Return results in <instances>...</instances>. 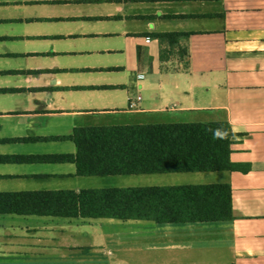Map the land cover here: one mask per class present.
Segmentation results:
<instances>
[{"label":"crops","instance_id":"crops-1","mask_svg":"<svg viewBox=\"0 0 264 264\" xmlns=\"http://www.w3.org/2000/svg\"><path fill=\"white\" fill-rule=\"evenodd\" d=\"M218 122L231 170L82 176L55 159L76 128ZM219 184L231 220L0 213V264H264V0H0V194Z\"/></svg>","mask_w":264,"mask_h":264},{"label":"trees","instance_id":"trees-1","mask_svg":"<svg viewBox=\"0 0 264 264\" xmlns=\"http://www.w3.org/2000/svg\"><path fill=\"white\" fill-rule=\"evenodd\" d=\"M171 44L179 34H157ZM233 131L228 123H173L76 128L72 160L82 176L231 170ZM0 213L151 220L158 223L232 219L231 187L186 185L89 189L79 193H1Z\"/></svg>","mask_w":264,"mask_h":264},{"label":"built area","instance_id":"built-area-1","mask_svg":"<svg viewBox=\"0 0 264 264\" xmlns=\"http://www.w3.org/2000/svg\"><path fill=\"white\" fill-rule=\"evenodd\" d=\"M146 42L147 43L150 42V38H146ZM137 78H138V80H144L145 76L143 74H139L137 76ZM139 100H141V98L140 97H137L136 98V101H139ZM129 106H130V108H135L136 107V102L135 101L130 102V105Z\"/></svg>","mask_w":264,"mask_h":264}]
</instances>
